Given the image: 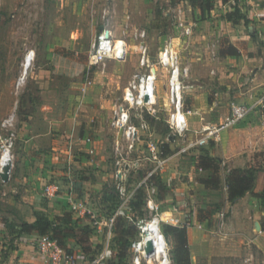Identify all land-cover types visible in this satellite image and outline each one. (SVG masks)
Returning a JSON list of instances; mask_svg holds the SVG:
<instances>
[{
  "label": "rangeland",
  "instance_id": "374dc122",
  "mask_svg": "<svg viewBox=\"0 0 264 264\" xmlns=\"http://www.w3.org/2000/svg\"><path fill=\"white\" fill-rule=\"evenodd\" d=\"M172 1L179 3V0ZM181 7L184 18L193 23L190 35L179 33L172 11L174 7L165 0H0V155L6 148L4 145L13 141L9 147L12 159L10 179L18 172H15L14 164L16 156L24 154V143H42L44 155L46 148L51 150L49 144L45 146V143H75L79 150L81 146L78 143L87 144L88 137L91 143H105L104 162H107V167L102 170V174L110 173L114 157L109 150L111 143L118 137L110 123L114 99L121 95L137 71L145 69V66L139 65L135 30H145L150 62L155 63L162 45L174 38L172 42L179 50L182 65L189 66V73L184 78V109L195 104L201 112V115H189V129L182 135H173L167 125L162 97L169 73L163 68H157V106L161 110L159 120L143 114V118L154 127L150 137L153 143H157L162 151H168L163 168L147 177V183L157 188V213L145 206V187L139 184L151 167L150 163H147L146 168L129 175L125 187L130 197L124 204L117 193L114 177L109 175L100 183V199L95 198L100 209L98 213L94 217L86 214L85 221L73 216L79 225L88 223L91 227L92 247L88 253L78 251L80 247L75 242H68L79 263L134 264V253L129 246L132 241L140 239V229L134 221L142 220L144 224L156 215L169 246L170 257L172 246L170 236L165 233L166 225L169 224L166 220L170 217L185 222L206 219L208 230H215L216 236L225 235L226 232L244 240L236 246L239 247L237 255H218L220 263L264 264V253L247 242L250 238L259 239V236H263L255 225L256 222L264 223V216L261 220L255 218L247 221L239 217L236 219L238 229H232L229 225L233 222L231 205L224 203L226 198L221 193L225 192L223 177L228 172L226 166L221 164L223 189L218 191L217 197L204 196V187L197 181L206 175L195 167L192 160L194 155L205 149L204 144H195L203 136L202 125L223 123L232 105L241 102L232 97L238 94L235 93L238 92V80L229 76L232 66L223 62V56L218 53L219 37H205L208 27L204 25V14H199L196 8L185 1ZM103 29H108L115 38L123 37L127 41V57L125 61L106 59L94 64L88 75L90 82L87 83L89 51L97 34ZM251 40L264 47V42L257 41L256 37L252 36ZM238 44L246 53L247 40H238ZM61 51L72 52L73 56L62 55L59 53ZM28 55H31L29 68L23 74ZM225 91L230 96L228 105L222 111L224 113L212 117L211 111L204 108L205 99L212 100L215 93ZM10 117L13 118L11 125H4V121ZM139 119V116H135L133 121L138 123ZM252 119V125L247 126L243 134L238 132L245 127L247 119L229 124L225 137L227 141L239 142L237 144L240 146L249 147L253 142L254 152L247 164L264 167V126L259 112ZM167 143H170V149ZM208 143L216 142L209 140ZM36 152L39 155L42 150ZM78 153L86 155L80 150ZM86 156L91 159L94 155ZM72 162L64 168L69 172L67 180L79 182L81 189L83 184H87L84 182L92 183L96 179L90 166L85 164L82 168H74ZM10 179L2 181L0 178V257L9 254L16 238L32 234L20 228L32 209L22 200L24 193L20 188L21 183ZM70 210L73 214L74 210ZM116 211L117 215L110 225L109 220ZM221 211L224 213V227L219 229L218 214ZM141 264L149 263L143 260ZM151 264H157V261ZM171 264H174L172 258Z\"/></svg>",
  "mask_w": 264,
  "mask_h": 264
},
{
  "label": "crops",
  "instance_id": "0c3cea01",
  "mask_svg": "<svg viewBox=\"0 0 264 264\" xmlns=\"http://www.w3.org/2000/svg\"><path fill=\"white\" fill-rule=\"evenodd\" d=\"M138 1V0H128ZM170 2V5H174L172 0H165ZM230 3H223L221 0L214 1V8L210 11L201 12L198 8L199 14H204V25L208 27L206 30L205 37L211 38L212 36H218V53L220 46V38L227 37L230 42L235 45L239 54L233 55H220L222 61L232 66L229 72V76H234L238 80V94L232 95L235 101L241 103H252L258 99V95L264 90V47L261 48V44H254L252 42V36L256 37L257 41L264 42V0H238V5L242 13H246L247 23H236L233 24L231 21L224 18L226 11L230 10ZM223 15V18H222ZM220 17V18H219ZM148 19V17L146 18ZM253 32V33H252ZM252 35V36H251ZM238 40H247L248 45L246 47V53L241 50ZM261 50V51H260ZM253 52V53H252ZM211 72H214L212 70ZM243 86L242 85H246ZM262 86V87H261ZM236 87V88H237ZM234 93V91H232ZM222 97V99H221ZM229 92H217L212 100L205 99L204 108L205 110L211 111V116L216 117L220 114L228 105ZM233 98V99H234ZM190 107V114H199L201 112L197 110L195 104ZM224 113V112H222ZM257 113L255 110L249 114L244 120L247 119L245 127H242L239 134H243L247 129V126L252 125L251 120L254 114ZM189 114V115H190ZM188 120L190 121V116ZM160 114L155 117V120H159ZM205 116V112H204ZM250 121V122H249ZM150 123V122H149ZM253 123V122H252ZM204 125H213L211 123H204ZM151 135L152 129L154 133V127L150 124ZM252 131V129H250ZM227 127L220 132V140L215 141L216 143H204L205 150L214 158H216L220 164L226 166L229 170L236 167H244L254 152V145L247 147L246 145H238L237 141H227L226 136ZM151 137V136H150ZM148 141H152L151 138ZM29 138L27 142H29ZM222 142V143H219ZM49 144L51 150L47 151L43 155V149H41L42 143H24V154L16 156L15 162V176L10 179L15 183H21L20 186L23 195V201L25 204L32 209V213L25 217L27 222H33L35 219L34 212H43L50 219L55 215H60L64 211H71L73 204L77 207L73 212V216L83 219L85 221V215L88 214L94 217L98 213L99 206L95 202V198L100 199L101 182L106 180L108 176L112 174L113 169L109 170L110 173L105 172L102 174V170L107 167V162H104L106 157L105 143H94L95 153L92 158H88V148L90 145L87 143H78L80 151L86 155L82 156L78 153L75 143H45ZM157 147L158 144L154 143ZM169 149L171 148L170 143H167ZM114 143H111V149L109 153L113 154ZM42 150L40 154L36 151ZM51 151V152H49ZM87 152V153H86ZM17 154V153H16ZM95 154H97L95 156ZM168 156V153L165 154ZM111 156V155H110ZM76 158H79L77 160ZM72 162L74 168H82L83 165L87 164L93 169L96 179L92 183L84 182L81 189L79 188V182L74 183L67 180L69 178L66 172L65 166H69V162ZM147 163L153 167L154 163L151 158L144 160L143 168H146ZM264 163V162H263ZM113 165V162H112ZM105 166V167H104ZM148 168V170L150 169ZM60 169L62 171H60ZM224 170V169H223ZM227 170V171H228ZM50 182L58 184L60 187L59 193L54 197H46L44 195V187ZM83 182V181H82ZM264 182V171L258 172L256 185L254 192H260ZM223 189V188H222ZM226 198L225 192H221ZM218 191H209L204 189V196L213 198L217 197ZM224 203L228 204L227 200ZM81 205V208L78 205ZM232 221L229 225L232 229H238L236 226V219L240 217L244 221L247 219H259L264 216V210L260 199L253 196V194L247 192L243 197L239 198L235 203L231 205ZM256 218V219H255ZM169 223L168 225L177 226L186 229L187 245L190 252L191 264H224L220 263L217 256L221 253H225V256L230 257L231 255H237L239 247H236L244 242L241 237H234L232 234L222 236H216L215 230H208L206 219L203 220H192L191 222L180 221ZM255 227L263 236L260 238H250L253 246L258 248L264 253V223L257 224ZM201 225V227H199ZM219 228V225H218ZM223 228V227H222ZM218 230V229H217ZM241 232V231H240ZM38 234L33 233L30 235H23L15 239L14 248H10V252L5 257H0V264H44L41 255L35 249L36 246L34 239ZM69 246V245H68ZM222 248V249H221ZM79 251L80 249L77 248ZM223 250V252H222Z\"/></svg>",
  "mask_w": 264,
  "mask_h": 264
},
{
  "label": "built area",
  "instance_id": "2783aa9c",
  "mask_svg": "<svg viewBox=\"0 0 264 264\" xmlns=\"http://www.w3.org/2000/svg\"><path fill=\"white\" fill-rule=\"evenodd\" d=\"M180 3V4H179ZM174 3L172 9L176 27L181 35H190L192 33L193 23L184 18V10L181 5L183 2ZM171 6V7H172ZM145 30H135L134 37L137 41L135 48L139 51L140 67L145 66L144 70L137 71L124 87L121 95L115 97L112 108L111 128L116 131L118 137L113 146L114 162L112 166L113 177L115 179L117 193L122 199V203L130 197L127 193L125 183L131 173L144 169V160L151 158L154 165L150 168L140 185L145 187V206L149 211L157 213L159 202L156 200L157 188L153 184L147 183V177L161 170L166 162V155L162 149L156 146L152 141H148L151 136V126L149 121L143 118V114L156 117L160 114V107L157 106L159 95L157 88V68L166 69L169 73L165 84V95L162 97L163 106L166 113V122L173 135H182L189 129L188 115L189 109H184V78L189 73V66L182 65L179 56V50L171 39L164 43L157 54V61L150 62L147 54V45L145 42ZM128 52L127 41L122 38H115L108 29L101 30L92 44L89 51V62L86 67V82L89 83L90 68L96 64L113 59L115 61H125ZM255 110L259 112L262 125L264 126V92L258 96V99L252 103H238L231 107L230 113L226 116L223 123L217 125H202L203 136L197 139L195 144H204L208 140L219 141L220 132L229 124L244 120ZM135 116H139L138 123L133 121ZM13 118L4 121V125H11ZM171 136V135H169ZM11 139V137H10ZM13 139V133H12ZM90 147L88 153H95V145L90 138L86 139ZM204 142V143H203ZM13 141L4 147H10ZM69 175V173H68ZM60 191L58 184H47L44 187V195L48 198L56 196ZM72 209L77 205L72 202ZM81 208V205H78ZM117 211L110 218V225L114 222ZM219 229L224 227V213L219 214ZM156 217V215L154 216ZM157 218V217H156ZM159 221V219H158ZM168 223L178 222L177 219L170 217L166 220ZM139 229L142 220L134 221ZM201 227V225H199ZM161 231V230H160ZM162 233V232H161ZM140 234V233H139ZM163 234V233H162ZM166 242V241H165ZM36 250L41 255L44 264H82L76 259L72 251L60 246L56 240L49 235H38L35 241ZM142 245L140 239L132 241L129 248L134 253L133 263L141 264L143 260L151 264L155 261L154 255L144 257L142 255ZM160 259L156 260L157 264ZM163 260L165 264H171L169 246L166 243V252Z\"/></svg>",
  "mask_w": 264,
  "mask_h": 264
},
{
  "label": "trees",
  "instance_id": "16d2710c",
  "mask_svg": "<svg viewBox=\"0 0 264 264\" xmlns=\"http://www.w3.org/2000/svg\"><path fill=\"white\" fill-rule=\"evenodd\" d=\"M187 2L190 6L198 8L201 12H210L214 8L215 0H179ZM223 3H230V10L226 11L224 18L233 24L247 23L246 15L241 12L238 0H221ZM219 55L239 54L238 48L233 45L227 37L220 39ZM67 57H72L73 53L64 51L59 52ZM164 154L168 151H163ZM195 167L206 173L204 177H199L197 181L203 185L204 189L209 191H220L222 189V166L220 162L211 156L205 149L200 150L198 155L192 158ZM264 167L259 165L246 164L244 167L231 168L223 177L226 189V200L229 205L235 203L247 192L260 199L264 210V182L260 192H254L258 172ZM105 192V191H104ZM35 219L33 222H23L21 230L38 235H49L56 242L71 251L68 242L73 241L80 247L83 253L91 250L92 243L90 240L91 227L88 223L79 225V221L73 218L69 211H64L60 215H55L50 219L43 212H34ZM166 235L170 236L172 246V262L174 264H191L190 252L187 245L186 229L173 225H166Z\"/></svg>",
  "mask_w": 264,
  "mask_h": 264
},
{
  "label": "bare ground",
  "instance_id": "6f19581e",
  "mask_svg": "<svg viewBox=\"0 0 264 264\" xmlns=\"http://www.w3.org/2000/svg\"><path fill=\"white\" fill-rule=\"evenodd\" d=\"M31 55L26 57L23 65V74L29 68ZM8 147H6L0 155V172H9L12 166L11 154ZM144 223V222H143ZM140 244L142 245V255L149 257L154 255L155 259H160L159 264H165L163 256L165 253L166 242L163 234L160 231V224L156 217L140 226ZM161 257V258H159Z\"/></svg>",
  "mask_w": 264,
  "mask_h": 264
},
{
  "label": "water",
  "instance_id": "95a60500",
  "mask_svg": "<svg viewBox=\"0 0 264 264\" xmlns=\"http://www.w3.org/2000/svg\"><path fill=\"white\" fill-rule=\"evenodd\" d=\"M0 178L2 181H8L10 179L9 172H0Z\"/></svg>",
  "mask_w": 264,
  "mask_h": 264
}]
</instances>
